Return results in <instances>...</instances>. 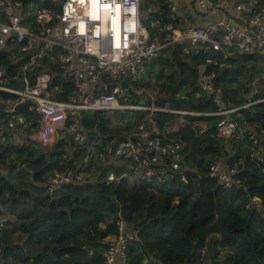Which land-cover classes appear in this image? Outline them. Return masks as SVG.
<instances>
[{
	"label": "trees",
	"instance_id": "16d2710c",
	"mask_svg": "<svg viewBox=\"0 0 264 264\" xmlns=\"http://www.w3.org/2000/svg\"><path fill=\"white\" fill-rule=\"evenodd\" d=\"M21 1L27 12H60L62 7L52 0ZM165 1L145 0L143 7L154 6L158 11L152 19L166 23L169 12ZM253 1L259 8L264 6V0ZM26 23L35 27L31 16ZM207 56L186 57L179 48H173L147 65L146 74L156 75L157 84L167 94L166 101L162 99L157 105H168L178 112L215 113L212 98L201 94L199 87L204 68L206 74L216 73L215 87L230 108L264 100V85L258 90L254 85L264 79V55L234 50L211 53L208 57L218 60L222 67L207 65ZM24 63L19 58L14 63L11 54L0 53V64L11 87H22L19 77ZM41 66L56 72L48 59ZM56 74L53 85L63 86L66 95L72 93V84ZM147 85L143 80L136 83L137 87ZM180 117L169 113L98 112L84 119L85 129L93 134L91 144L61 135L50 147L36 144V148L33 144L0 148V256H4L0 264H105L108 238L117 235L119 216L136 233L126 264H203L206 254L203 257L202 251L206 252L208 245L216 251H232L209 264H264V215L247 208L253 198L264 205V162L251 156V144L221 138L218 117L184 116L182 130L165 135L167 127ZM233 118L256 125L257 133L264 131V102L240 110ZM153 123L163 138L184 145L180 176L185 175L187 183L180 177L167 182L123 177L130 173L126 165L117 166L113 161L110 145L114 147L141 124L152 130ZM201 123L207 124L206 130ZM105 148L106 164L99 158ZM98 161L102 164L97 166L94 181L64 186L52 197L48 194V176L79 165H86L88 172ZM215 162L237 167L242 186L226 189L209 178ZM110 175L118 181L107 185Z\"/></svg>",
	"mask_w": 264,
	"mask_h": 264
},
{
	"label": "built area",
	"instance_id": "2783aa9c",
	"mask_svg": "<svg viewBox=\"0 0 264 264\" xmlns=\"http://www.w3.org/2000/svg\"><path fill=\"white\" fill-rule=\"evenodd\" d=\"M59 3L60 12H27L21 0H0V53L11 54L14 63L18 58L25 61L20 88L10 86V78L0 64V148L33 144L50 147L61 133L80 144H91L93 134L85 129L84 119L98 112L169 113L220 118L219 136L227 142L236 138L251 144V156L264 162V131L247 135L233 118V114L264 100L230 108L215 87L216 73L206 74L205 68L200 73L199 87L201 94L212 98L217 108L213 114L156 107L148 90L136 86L145 76L146 66L173 48H179L186 57L229 50L264 55V7L259 8L250 0H166L168 22L163 23L152 19L158 11L154 6L144 9L145 0ZM29 16L34 28L26 23ZM208 56L207 65L222 67ZM46 59L56 72L41 66ZM56 73L65 83L72 84V93L66 95L63 86L53 85ZM144 101L146 105L141 104ZM27 104L28 114L19 110ZM112 145L113 161L117 166H122L117 162L126 163L130 172L123 177L132 175L143 182H167L180 177L187 183L185 175L180 176L184 149L181 142L165 139L141 124ZM108 148L99 155L104 164ZM86 169V165H79L48 176V194L52 197L64 186L86 184ZM239 173L237 167L215 162L208 177L226 189L240 188ZM116 181L118 178L110 175L106 183ZM247 208L264 215V205L258 198L251 199ZM116 225L118 233L108 239L105 264H126L129 247L136 240L135 231L121 216ZM205 254L202 251L203 257Z\"/></svg>",
	"mask_w": 264,
	"mask_h": 264
},
{
	"label": "rangeland",
	"instance_id": "374dc122",
	"mask_svg": "<svg viewBox=\"0 0 264 264\" xmlns=\"http://www.w3.org/2000/svg\"><path fill=\"white\" fill-rule=\"evenodd\" d=\"M60 1H62V0H56V2H58V3ZM250 1H253V0H250ZM263 7H261V8H263ZM142 80L145 83L148 84L146 89L148 90V93L151 96L154 97L155 106L156 107H160V106L157 105V102H159L162 99H164V101H166L167 94L165 92H163V90L160 89L159 84H157L156 75L145 74V76L142 78ZM254 85H255V90H258L260 87H262L264 85V79L262 78V79L256 81ZM165 103H167V102H165ZM162 108H169V107H168V105H165ZM183 118H184V115H181V117L178 120V122L174 124L175 127L178 130L182 129L183 126L186 124V122H185V120ZM61 135H63V133H61L60 136ZM34 147L38 148V146L36 144H34ZM101 164H102V162H100V161L95 162V165L93 166V169H90L88 172L86 171V177H87L88 182L89 181H94L97 178V176L94 175V173H96V171H97V166H99ZM117 164L118 165H124V166L126 165V163H124V162H117ZM101 227L105 228L104 225H102ZM214 239H216V237ZM212 241L213 240H211V243H212ZM230 254H232V251H230V250H225V249H222V248H218L217 251H216V250L213 249V247L210 248V245H208L207 246V251H206L205 262L203 264H209L215 257H217V259H219V260H222V259H224L226 256H228ZM145 264H146V261H145Z\"/></svg>",
	"mask_w": 264,
	"mask_h": 264
},
{
	"label": "crops",
	"instance_id": "0c3cea01",
	"mask_svg": "<svg viewBox=\"0 0 264 264\" xmlns=\"http://www.w3.org/2000/svg\"><path fill=\"white\" fill-rule=\"evenodd\" d=\"M197 23H201L200 21L198 22L197 21ZM200 97V94L199 95H197V98H199ZM238 119H242V117L241 116H238ZM239 122V121H238ZM175 124V123H174ZM174 124H172V125H170V126H168L167 127V129H166V131H165V135H167V134H172V133H177V132H179L180 130H182V129H180V130H178L176 127H175V125ZM202 129H204V130H206L207 129V124H205V123H201V126H200ZM239 127H240V129L241 130H243V132H245V133H247V134H252V133H254V132H256V130H257V126L256 125H252V124H248V123H240L239 122ZM152 130L154 131V132H157V133H160V131L158 130V128L156 127V124L155 123H153L152 124ZM247 131V132H246Z\"/></svg>",
	"mask_w": 264,
	"mask_h": 264
},
{
	"label": "water",
	"instance_id": "95a60500",
	"mask_svg": "<svg viewBox=\"0 0 264 264\" xmlns=\"http://www.w3.org/2000/svg\"><path fill=\"white\" fill-rule=\"evenodd\" d=\"M56 96H57V94H56ZM170 101L172 102V100H170ZM141 104L146 105L147 102L144 101V102H141ZM28 107H29V104L19 107V110L28 114ZM3 257H4L3 255L0 256V261H3Z\"/></svg>",
	"mask_w": 264,
	"mask_h": 264
}]
</instances>
